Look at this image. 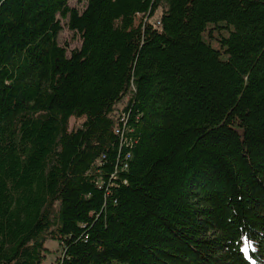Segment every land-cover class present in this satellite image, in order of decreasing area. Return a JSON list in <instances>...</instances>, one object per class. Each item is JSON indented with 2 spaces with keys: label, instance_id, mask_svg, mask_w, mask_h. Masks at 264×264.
<instances>
[{
  "label": "trees",
  "instance_id": "trees-1",
  "mask_svg": "<svg viewBox=\"0 0 264 264\" xmlns=\"http://www.w3.org/2000/svg\"><path fill=\"white\" fill-rule=\"evenodd\" d=\"M0 264H264V0H0Z\"/></svg>",
  "mask_w": 264,
  "mask_h": 264
},
{
  "label": "rangeland",
  "instance_id": "rangeland-1",
  "mask_svg": "<svg viewBox=\"0 0 264 264\" xmlns=\"http://www.w3.org/2000/svg\"><path fill=\"white\" fill-rule=\"evenodd\" d=\"M86 4V0H69V6L72 8H76L81 11ZM138 19V18H137ZM139 20V19H138ZM137 20V21H138ZM57 42L60 46L67 49V54L69 55L71 50L78 49L81 45L80 37L77 33L72 32L68 29L65 20H61V30L57 36ZM83 120H79L76 124H80ZM74 122L71 121V126H73ZM76 125V126H77ZM50 243V242H49ZM48 243V244H49ZM47 246H52V243ZM54 245V244H53ZM55 247V246H53Z\"/></svg>",
  "mask_w": 264,
  "mask_h": 264
}]
</instances>
